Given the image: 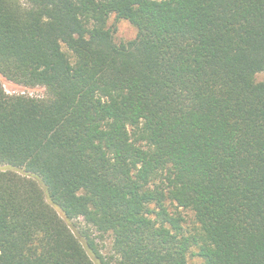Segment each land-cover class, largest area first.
<instances>
[{
	"label": "trees",
	"instance_id": "trees-1",
	"mask_svg": "<svg viewBox=\"0 0 264 264\" xmlns=\"http://www.w3.org/2000/svg\"><path fill=\"white\" fill-rule=\"evenodd\" d=\"M261 73L264 0H0V264H264Z\"/></svg>",
	"mask_w": 264,
	"mask_h": 264
},
{
	"label": "rangeland",
	"instance_id": "rangeland-1",
	"mask_svg": "<svg viewBox=\"0 0 264 264\" xmlns=\"http://www.w3.org/2000/svg\"><path fill=\"white\" fill-rule=\"evenodd\" d=\"M108 28L111 29L114 40L117 43H127L136 38L137 30L127 21L117 20L115 15H112L108 20ZM256 82L264 81V74H257L255 77ZM0 83L3 86L5 92L8 95H27L34 98H43L45 96V89L42 87L37 88H26L12 82L7 81L2 76H0ZM174 209V208H173ZM184 216L187 225H192L194 222V215L192 212L183 210L181 211ZM78 226L80 229L85 230L94 240L97 249L100 253L108 260H115L116 256L113 251V240L112 237L107 235H102L96 232L92 227L87 226L82 220L78 221ZM188 264H202L201 258L196 255H190L188 259Z\"/></svg>",
	"mask_w": 264,
	"mask_h": 264
}]
</instances>
